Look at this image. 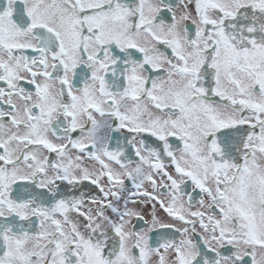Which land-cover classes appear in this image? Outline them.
<instances>
[{"label":"snow or ice","instance_id":"snow-or-ice-1","mask_svg":"<svg viewBox=\"0 0 264 264\" xmlns=\"http://www.w3.org/2000/svg\"><path fill=\"white\" fill-rule=\"evenodd\" d=\"M0 264H264V0H0Z\"/></svg>","mask_w":264,"mask_h":264}]
</instances>
